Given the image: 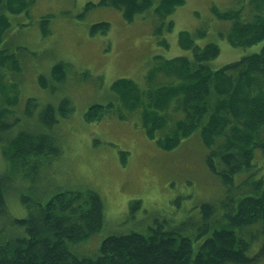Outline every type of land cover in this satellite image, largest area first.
Segmentation results:
<instances>
[{
  "label": "trees",
  "instance_id": "1",
  "mask_svg": "<svg viewBox=\"0 0 264 264\" xmlns=\"http://www.w3.org/2000/svg\"><path fill=\"white\" fill-rule=\"evenodd\" d=\"M36 1L0 0V148L6 162L0 172V264H258L264 260V44L257 52L214 68L211 62L221 49L213 41L199 44L206 30L181 31L179 45L190 56H155L144 87L132 79H117L111 86L115 101L88 109L89 123L114 114L126 120L138 113L147 138L164 151H175L184 140L198 136L206 149V168L221 185L222 195L216 202L201 203L198 212L176 226L163 221L145 232L110 233L95 255H81L76 250L79 244L105 227L106 207L99 192L83 186L58 188L33 199L34 190L26 194L13 189L15 173L20 171L32 182L62 156L53 129L58 116L68 117L74 110L68 97L58 107L45 105L34 118L39 127L35 134L23 127V117L11 118L19 84L8 82L18 79L28 50L11 43L12 18L26 14ZM184 4L185 0H100L88 3L80 17L96 7L119 10L129 23L138 16H154L159 21L155 34L162 37L174 28V22L166 20ZM212 13L229 23L219 35L232 47L264 42V0H247L225 10L212 6ZM52 18L46 15L38 21L45 37L53 34ZM109 29V23L101 22L91 31L106 34ZM159 44L168 48L165 39ZM66 72L67 64L59 62L51 79L60 83ZM39 80L48 87L45 76ZM38 108L36 99H28L25 113L30 120ZM257 158L263 161L261 166ZM17 197L27 210L23 218L9 208L10 199ZM140 207L141 200L131 203L132 214Z\"/></svg>",
  "mask_w": 264,
  "mask_h": 264
},
{
  "label": "rangeland",
  "instance_id": "2",
  "mask_svg": "<svg viewBox=\"0 0 264 264\" xmlns=\"http://www.w3.org/2000/svg\"><path fill=\"white\" fill-rule=\"evenodd\" d=\"M244 1L185 0L166 20L174 22L173 30L162 37L155 34L159 21L154 16H138L129 23L119 10L96 7L83 19L80 17L88 3L100 0H37L26 14L12 18L11 43L25 46L30 53L25 52L18 79L8 82L19 84V100L13 108L16 113L11 118L23 117V127L35 134L39 127L34 118L45 105L58 107L68 97L74 106L68 117L58 116L59 123L53 129L62 156L43 169L33 183L22 178L20 171V175L15 173L13 189L17 187L26 194L34 190L33 199L58 188L83 186L99 192L106 207L105 227L79 244V254L95 255L110 233L145 232L163 221L176 226L198 212L201 203L216 202L221 197V185L206 168V149L198 136L184 140L175 151H164L147 138L138 113L126 120L114 114L92 123L85 120V114L93 105L115 101L111 86L117 79H132L144 87L155 56H190L191 52L179 45L181 31L206 30L199 44L213 41L221 49L211 62L214 68L259 51L264 42L234 48L222 39L219 34L227 30L229 23L212 13V6L225 10ZM157 5L158 1L154 7ZM46 15L53 16V34L49 37L43 36L38 23ZM101 22L110 24L109 31L93 34L92 26ZM159 39H165L168 48L159 44ZM59 62L67 64V72L65 80L56 83L51 79V70ZM40 76L46 77L48 87L41 86ZM31 98L39 104L33 120L25 113ZM175 114L172 111L171 115ZM256 162L259 166L263 163L260 158ZM5 168L0 148V172ZM17 198L10 199L9 208L14 216L23 218L27 210ZM136 200H141V207L132 214L131 203ZM258 264H264V260Z\"/></svg>",
  "mask_w": 264,
  "mask_h": 264
}]
</instances>
